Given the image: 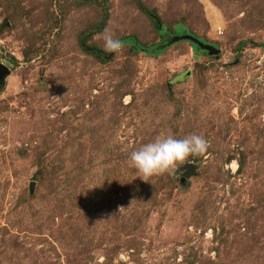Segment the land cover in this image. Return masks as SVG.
<instances>
[{
    "label": "rangeland",
    "instance_id": "374dc122",
    "mask_svg": "<svg viewBox=\"0 0 264 264\" xmlns=\"http://www.w3.org/2000/svg\"><path fill=\"white\" fill-rule=\"evenodd\" d=\"M158 23L220 52L104 51ZM0 64V264H264V0H0ZM191 134L189 177H137Z\"/></svg>",
    "mask_w": 264,
    "mask_h": 264
},
{
    "label": "clouds",
    "instance_id": "9594fccd",
    "mask_svg": "<svg viewBox=\"0 0 264 264\" xmlns=\"http://www.w3.org/2000/svg\"><path fill=\"white\" fill-rule=\"evenodd\" d=\"M104 51L118 53L123 43L114 33H103ZM210 147L209 141L202 135L191 134L184 138L160 136L132 151L129 159L136 170L137 177L145 182L163 174L177 175L181 165L191 162L190 157L204 154Z\"/></svg>",
    "mask_w": 264,
    "mask_h": 264
},
{
    "label": "water",
    "instance_id": "95a60500",
    "mask_svg": "<svg viewBox=\"0 0 264 264\" xmlns=\"http://www.w3.org/2000/svg\"><path fill=\"white\" fill-rule=\"evenodd\" d=\"M183 40H186V41H189V42L195 44L199 50H204L208 55L217 56L220 52V50L215 45L206 43V42L202 41L201 39H199L198 37H196L195 35L187 34V33L183 34V35H173V36L169 37V39H167L164 43L157 45L155 47V49L161 50L165 46H170L176 42L183 41ZM8 73H9L8 67L3 65V64H0V86L3 84L5 76ZM195 166L196 165L193 163H188L187 165H185L182 168L183 180L186 177H189L190 174H192Z\"/></svg>",
    "mask_w": 264,
    "mask_h": 264
},
{
    "label": "trees",
    "instance_id": "16d2710c",
    "mask_svg": "<svg viewBox=\"0 0 264 264\" xmlns=\"http://www.w3.org/2000/svg\"><path fill=\"white\" fill-rule=\"evenodd\" d=\"M159 27H160V35L162 36V39H164V42H165V36H167V32L164 30V28L160 25V23H158ZM122 41L123 44H130L133 48L135 49H140V50H143L144 52H147L149 54H153V55H158L160 53H162L164 50H166L168 47L165 46L163 49L161 50H155V48H151L150 50H147L146 48H144L141 43L136 39V37L134 36H128V37H124V38H121L120 39ZM191 43V42H190ZM191 46L193 47V49L196 51V52H200L201 50H199L197 48V46L193 43H191ZM156 47V46H155ZM86 50L88 52H90L91 54H93L94 56H96L97 58H99L101 61H107L108 60V56L107 54L99 49V48H96V47H86ZM110 54V53H109ZM108 54V55H109Z\"/></svg>",
    "mask_w": 264,
    "mask_h": 264
}]
</instances>
